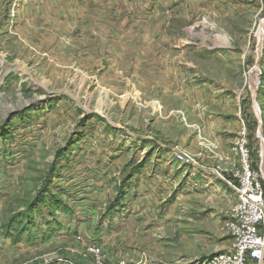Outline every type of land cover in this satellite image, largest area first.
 <instances>
[{"label":"rangeland","instance_id":"374dc122","mask_svg":"<svg viewBox=\"0 0 264 264\" xmlns=\"http://www.w3.org/2000/svg\"><path fill=\"white\" fill-rule=\"evenodd\" d=\"M241 148L264 0H0V264H222Z\"/></svg>","mask_w":264,"mask_h":264},{"label":"built area","instance_id":"2783aa9c","mask_svg":"<svg viewBox=\"0 0 264 264\" xmlns=\"http://www.w3.org/2000/svg\"><path fill=\"white\" fill-rule=\"evenodd\" d=\"M244 163L243 182L237 192L240 204L236 209L234 244L220 257L222 264L262 263L264 260V190L257 172L251 169L249 154L241 148Z\"/></svg>","mask_w":264,"mask_h":264}]
</instances>
